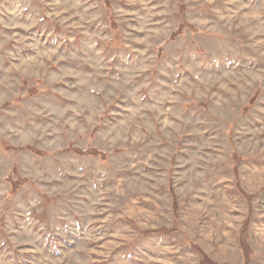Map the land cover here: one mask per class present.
I'll list each match as a JSON object with an SVG mask.
<instances>
[{
  "label": "rangeland",
  "instance_id": "rangeland-1",
  "mask_svg": "<svg viewBox=\"0 0 264 264\" xmlns=\"http://www.w3.org/2000/svg\"><path fill=\"white\" fill-rule=\"evenodd\" d=\"M191 243L264 264V0H0V264Z\"/></svg>",
  "mask_w": 264,
  "mask_h": 264
},
{
  "label": "trees",
  "instance_id": "trees-1",
  "mask_svg": "<svg viewBox=\"0 0 264 264\" xmlns=\"http://www.w3.org/2000/svg\"><path fill=\"white\" fill-rule=\"evenodd\" d=\"M153 231H156V230H153ZM243 231H244V226L241 228L240 233L242 234ZM156 232H170V230L166 229V228H161V229H157ZM241 238L242 237L239 238L241 241V246L244 250H246V246H244V244L242 242L243 238L242 239ZM191 247L199 254L200 264H215L212 261H210L209 257H207V255L200 249V247L198 245L191 243Z\"/></svg>",
  "mask_w": 264,
  "mask_h": 264
}]
</instances>
